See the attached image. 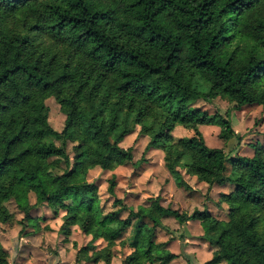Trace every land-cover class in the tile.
I'll return each mask as SVG.
<instances>
[{"label": "trees", "instance_id": "1", "mask_svg": "<svg viewBox=\"0 0 264 264\" xmlns=\"http://www.w3.org/2000/svg\"><path fill=\"white\" fill-rule=\"evenodd\" d=\"M217 98L233 110L264 108V0H0V225L15 220L10 202L23 214L19 224H35L30 211L46 207L54 217L64 213L65 234L79 225L92 235L77 263L109 264L115 241L132 228L120 241L131 249L122 264L179 256L192 264L184 236L161 220L171 217L180 229L193 220L214 248L203 264H264V147L251 145L248 158L206 144L200 126L239 139L227 112L195 106ZM48 99L65 117L59 132L49 125ZM137 125L148 138L144 152H162L176 187L193 192L182 172L208 191L233 186L219 196L226 220L206 208L163 207L160 196L127 210L114 175L107 194L119 208L103 214L98 187L84 175L136 164L132 148L120 144ZM179 126L192 135L175 139ZM158 228L171 235L167 242L155 243ZM99 238L106 244L97 250ZM173 240L179 255L166 248ZM0 264H9L2 246Z\"/></svg>", "mask_w": 264, "mask_h": 264}, {"label": "rangeland", "instance_id": "2", "mask_svg": "<svg viewBox=\"0 0 264 264\" xmlns=\"http://www.w3.org/2000/svg\"><path fill=\"white\" fill-rule=\"evenodd\" d=\"M45 103L49 109V125L55 131H61L64 126L65 117L60 112L58 104L53 99H48ZM195 106L209 114L217 110L223 114L227 112L231 119L233 131L239 136V139L234 137L226 141L220 137L218 127L200 126L198 129L202 132L205 142L209 147L222 149L230 157L244 156L248 158L253 156L251 145L258 144L264 147L263 107L251 105L244 106L239 110H233L232 104L219 98L208 103L197 101ZM136 132L137 129L134 133ZM133 134L126 141L123 140L120 146L132 148L133 161L136 164L128 163L113 171H102L98 167H91L84 175L87 182H92L98 187L103 214L119 208V206L114 207L112 205L113 199L107 194V181L112 175L116 178L115 195L119 200H122L127 210H136L139 203L146 206L149 199L156 196L162 198V206L170 207L178 210L180 213L186 214H191L194 210L200 208L202 204L206 205L209 203L210 198L208 193L210 190H206L205 194L200 197L199 195L187 193L182 188L175 187V181L165 170L161 161L162 152L158 150L144 152L148 138L137 135L133 139ZM172 135L175 139H179L191 136L192 132L179 126L174 129ZM67 152L72 156L70 144L67 146ZM137 192L142 194L139 199L138 195H136ZM34 202V197L31 196V203L33 204ZM197 205L198 207H196ZM7 208L13 214L15 220L12 223L2 224V227H0V242H11L12 246L10 248H4L8 254V260L11 259V264H92L84 261L80 263L75 262L77 250L87 245L91 241L92 235H84L80 231L79 225L71 227L70 232L65 234L61 230L62 223L56 226L57 221L62 219L63 212H60L58 217H54L46 207H35L30 211V216L35 221L33 225L32 222L27 221H24L22 224L18 223L23 218V214L16 208L13 202L8 203ZM215 214H217L216 217L218 219L226 220V215L224 216L218 211ZM126 216L127 212L125 210L119 214L120 218H125ZM169 219L171 222H174V219L171 217ZM164 226L169 230L177 228L176 222L172 225L166 221ZM180 230L178 231L184 236V242L187 245L188 243H204L200 239L201 237L197 235H193L191 238L185 227L184 231ZM100 232L101 230L96 228L95 234H99ZM14 233L16 234L13 239ZM132 234L133 229L129 228L115 241L113 256L109 264H113L114 260L118 264H122L123 259L131 252V249L120 245V241L125 240V242H128ZM170 237L169 233L162 228H158L155 243L167 242ZM105 244L100 238L94 242L97 250L103 248ZM170 251L172 253L181 252L180 245L179 247L173 246ZM204 254L206 253H201L200 257H203ZM189 256V258H192V264H197L195 258L191 255ZM101 262L95 264H101ZM103 264L106 263L103 262ZM175 264L188 263L181 257Z\"/></svg>", "mask_w": 264, "mask_h": 264}, {"label": "crops", "instance_id": "3", "mask_svg": "<svg viewBox=\"0 0 264 264\" xmlns=\"http://www.w3.org/2000/svg\"><path fill=\"white\" fill-rule=\"evenodd\" d=\"M129 136H127L124 139V141H126V139H128ZM154 151H156V150H154ZM162 157H163V154H162ZM161 161L163 163V160L162 159H161ZM182 175H183V178L185 179V181L192 188V190H193V192H191L192 194L199 195L201 197V196H203L205 194L206 190H208L207 185L205 183H203V182H198L195 177L186 175L184 172H182ZM232 190H233V186L232 185H222V186L213 185L211 187L209 193H208L209 198H210L209 203L206 204V205L205 204H202L200 206V208H198V209L199 210H202V209L206 208L210 212V214L214 218H216V219H218L216 217L217 214H215L217 211L220 212V213H222L225 216L226 215V205L225 204H222V203H219V196H220V194H228ZM136 195H138V199H139V197L142 194H140L139 192H137ZM161 200H162V198H161ZM138 206H145V205L139 203ZM196 207H198V205ZM218 220H222V219H218ZM166 221H168V223H171L172 225H173V223L176 222L175 220H174V222L173 221L171 222V220L169 219V217L163 218L161 220V222H162L163 225L166 224ZM176 227L177 228H173L172 230L173 231H177V229L179 230V227L180 226L177 224V222H176ZM184 227L186 228V230H187L188 234L191 236V238H192L193 235H197L198 237H201L203 235V231H202L201 226H200V224H199L198 221H188L184 226H182V230L184 229ZM168 245H169V247H168ZM179 245L180 244H179V241L178 240H173V241H170L167 244V249L170 251L173 246L179 247ZM209 245L210 244H208L206 242H204V243H198V244L188 243V245L186 244L187 247L185 248V253L188 254V255L193 256V258H195L197 264H203V263H205L206 261L209 260L207 258V253H212L213 254V252H214V248L211 245L210 246L212 248L211 247L209 248ZM201 253H206V254H204L203 257H200ZM174 254L179 255L180 252L179 253H174ZM179 258H181V257L179 256L178 258H176L175 260H173L169 264H175V263H177V261L179 260ZM220 264H225V263L222 262Z\"/></svg>", "mask_w": 264, "mask_h": 264}, {"label": "clouds", "instance_id": "4", "mask_svg": "<svg viewBox=\"0 0 264 264\" xmlns=\"http://www.w3.org/2000/svg\"><path fill=\"white\" fill-rule=\"evenodd\" d=\"M139 127H140V126L137 125V132L133 134V139H135V137H136L137 135H139ZM62 222H63L62 219L59 220V221H57L56 226H58V225L61 224ZM0 227H2V225H0ZM15 234H16V233L13 234V239H14V237H15ZM0 246L4 247L5 249H8V248H10L12 245H11V242H9V243H3V242H0ZM205 247H206V246H205ZM129 254H131V253L129 252ZM207 258H208L209 260H211V259H212V253H207ZM9 264H11V259H9ZM101 264H103V262H101ZM113 264H118V262L114 260V261H113Z\"/></svg>", "mask_w": 264, "mask_h": 264}]
</instances>
